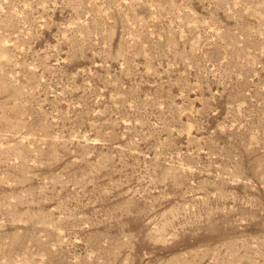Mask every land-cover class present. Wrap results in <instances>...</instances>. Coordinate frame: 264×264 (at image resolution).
Returning <instances> with one entry per match:
<instances>
[{"label":"rangeland","instance_id":"rangeland-1","mask_svg":"<svg viewBox=\"0 0 264 264\" xmlns=\"http://www.w3.org/2000/svg\"><path fill=\"white\" fill-rule=\"evenodd\" d=\"M0 264H264V0H0Z\"/></svg>","mask_w":264,"mask_h":264}]
</instances>
